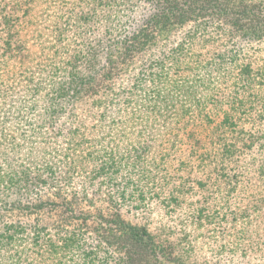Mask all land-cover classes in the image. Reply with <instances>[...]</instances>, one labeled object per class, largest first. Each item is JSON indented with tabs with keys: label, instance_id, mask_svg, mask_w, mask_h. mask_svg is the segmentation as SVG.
Returning a JSON list of instances; mask_svg holds the SVG:
<instances>
[{
	"label": "trees",
	"instance_id": "trees-1",
	"mask_svg": "<svg viewBox=\"0 0 264 264\" xmlns=\"http://www.w3.org/2000/svg\"><path fill=\"white\" fill-rule=\"evenodd\" d=\"M52 1L57 4L53 6L55 13L58 11L56 24L64 17L81 37L101 32L98 40L81 43L84 48L69 54L62 67L64 74L55 71L50 96L53 113L75 103L88 104L96 121L106 125L107 113L124 109V98L131 110L119 112L122 118L112 119L108 127H131L139 132L136 144L126 153L136 159L133 168L139 175L135 182L126 177L116 182L120 171L116 148L103 142L94 149L75 146L74 155L66 154L61 160L68 173L62 184L77 182L82 195L94 185L95 191L108 189L106 200L112 211L73 215V203L63 202L61 207L67 214L52 226L31 225L27 231L20 225L10 224L17 227L14 230L5 225L0 231V251L11 249L12 242L21 237H15L18 233L32 232L41 238L49 234L40 244L49 260L61 257L59 264L74 251L91 258L102 249L110 253L105 251L107 255L98 264H195L191 261L196 250L189 242L191 233L197 236L198 229L210 227L220 238L218 226L225 217L210 207L217 198L210 194L203 197L205 205L187 204L183 208L179 198L171 199L161 187H152L154 176L161 174L166 186L170 168L177 173L190 168L181 149L186 144L197 147V159L216 158L214 170L224 171L229 166L235 170V180L229 181L231 195L221 193L217 199L222 204L235 202L233 192L247 185L244 179L248 180L250 172L263 173L257 171H264V159L249 163L246 157L252 148L264 146V57L257 61L264 53V0ZM141 3L150 8L136 24L133 14ZM7 14L2 8L0 29L5 20L10 22ZM54 47L59 54L70 50L68 46L64 50L60 43ZM101 54L105 55V67L98 66ZM114 79L119 81L117 88L112 85ZM206 108L212 113H205ZM7 117L0 118V126ZM202 138L221 145L220 151L203 146ZM238 141H245L244 149L238 147ZM154 142L163 145L161 159H153L156 163L148 169L140 163ZM177 145L176 158L169 162L171 149ZM89 163L92 166L87 170ZM47 173L55 175L54 168L49 166ZM6 175L0 173V189L9 183ZM199 186L205 188L206 184ZM215 191H220V183ZM116 195L122 200L128 196L136 203V208L128 210L140 213V223L122 218ZM150 200L161 209L158 221L151 215ZM90 218L99 225L95 244L94 239L89 243L90 237L82 231ZM74 219L80 221L77 228L70 227ZM188 219L197 221L196 229L187 230ZM0 224H6L1 213ZM214 264L221 263L216 260Z\"/></svg>",
	"mask_w": 264,
	"mask_h": 264
},
{
	"label": "rangeland",
	"instance_id": "rangeland-1",
	"mask_svg": "<svg viewBox=\"0 0 264 264\" xmlns=\"http://www.w3.org/2000/svg\"><path fill=\"white\" fill-rule=\"evenodd\" d=\"M54 3L56 1L52 0L50 2L49 0H0V13L2 8L6 9L10 18V22L5 20V25L0 29V118L3 115L8 116L4 125L0 126V173L7 174L5 178L9 180L4 189H0V213L6 222L0 224V231L6 228L5 225L10 226V224L20 225L27 231L31 225H39L40 228L45 225L52 226L67 214L61 207L63 202L73 203V215L93 216L101 209L106 213L112 211V208H109L111 203L106 200L108 189L104 190V187H101L100 190L95 191L97 186L94 185L82 195L77 182L70 185L62 184L63 177L68 176V173H66L67 167L61 163V160L63 161L64 155L73 154L77 145L94 149L95 144L103 142L108 148L111 146L116 148L117 162L120 165L116 182L125 177L135 182L139 175L138 170L133 168L136 159L126 154L127 150L136 144L135 138L139 132L131 127H108V122L112 119L122 118L120 114L122 111L131 110L128 102H123L124 98L121 107L124 109L119 111L120 113L116 111L107 113L106 125H100L96 121L97 116L95 112L93 115L89 112L88 104L75 103L62 112L53 113L50 96L53 91V81L56 79L55 71L64 74L62 67L69 59V54L76 49L84 48L81 43L98 40L101 36L100 31L88 33L85 37L79 36L72 26L66 24L64 17L56 24L58 11L55 13L53 6L57 4ZM149 8L144 3L138 5L133 14L134 23L137 24L143 19L148 14ZM57 28L61 29L62 34ZM55 43L64 45V50L68 46L72 51L66 50V53L59 54L55 51ZM263 57L264 53L257 61H261ZM102 65L105 67L104 54L100 55L98 66ZM118 84L119 81L114 79L113 87L117 88ZM207 112H211L210 108L205 109V113ZM201 140L203 146L213 151H220L221 145L214 146L204 138ZM243 143L245 141H238L240 149L245 148ZM179 146L172 147L169 162L172 157L176 158L174 150ZM162 147L163 145L154 142L140 164L151 169V165L156 163L153 159L156 161L161 159ZM181 149L185 156L183 160L190 165V168L181 173L170 168L166 186L161 174L155 175V185L152 187L157 189L161 187L160 191H165L171 199L179 198L183 208L187 204L205 205L202 203L203 197L210 194L217 199L221 193L231 195L233 188L229 185V181H234L236 178L232 176L235 173L232 166L224 171H216L214 170L215 163L218 162L216 158L203 161L197 159L194 152L197 150L196 146L186 144ZM263 149L264 146L249 150L246 161L251 163L263 160ZM175 160L171 161L172 165L176 164ZM49 166L55 171V175L51 177L47 173ZM91 166L92 164L89 163L87 170ZM257 172L263 173L250 172L248 180L244 179L247 185L233 192L234 203L231 201L230 204H222L217 199L211 203V210L218 209L225 217L220 225H217L220 238L210 227L198 229L200 233L197 236L196 233H191L189 242L196 248L191 257L192 262L214 264L217 260L221 264H264V171ZM225 173L230 176H225ZM14 181L15 185L12 184ZM201 182L206 184L205 188L199 186ZM216 183H220L219 192L215 191ZM131 188L129 187L128 190ZM115 201L120 204L119 213L122 218L132 223L142 221L139 212L135 214L129 212L128 208H136V203L128 196L122 200L116 195ZM155 202L150 200L149 207L156 221L161 215V209ZM73 222L74 225L70 227L77 228L80 221L74 219ZM98 226L94 218H90L83 227L82 231L85 233L83 235L90 237L89 243L94 239L92 244H95ZM196 228L197 221L188 219L187 230L192 231ZM52 231L53 229H49L48 232ZM17 236L21 237L12 242L13 246L9 247L11 249L0 251V264H59L58 260L61 257L58 256L59 259L55 260V263L49 260L44 245L40 244L49 238V234L44 238L36 237L32 232L23 235L18 233L15 237ZM105 251L107 250L102 249L95 255L91 254V258H85L82 253L74 251L62 257L63 263L60 264L102 263L101 260L107 255ZM107 252L110 253L109 250Z\"/></svg>",
	"mask_w": 264,
	"mask_h": 264
}]
</instances>
